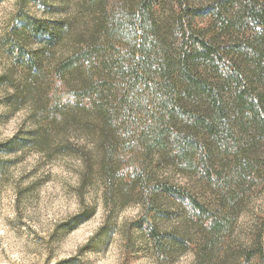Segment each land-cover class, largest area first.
Wrapping results in <instances>:
<instances>
[{"label":"trees","instance_id":"1","mask_svg":"<svg viewBox=\"0 0 264 264\" xmlns=\"http://www.w3.org/2000/svg\"><path fill=\"white\" fill-rule=\"evenodd\" d=\"M29 1L0 35V102L30 123L0 143V183L23 148L72 154L106 219L139 207L126 238L157 260L264 264V213L247 249L231 245L241 202L264 188V0H78L54 21Z\"/></svg>","mask_w":264,"mask_h":264},{"label":"rangeland","instance_id":"2","mask_svg":"<svg viewBox=\"0 0 264 264\" xmlns=\"http://www.w3.org/2000/svg\"><path fill=\"white\" fill-rule=\"evenodd\" d=\"M76 1L30 0L26 11L54 21L67 15ZM15 2L0 1V35L16 11ZM5 65L0 58V72ZM29 128L24 110L8 112L0 102V143ZM81 135L77 133L74 140L86 146ZM5 159L11 164L0 183V264H60L68 259L78 264H194L192 252L159 261L138 234L132 232L126 238V228L138 217L139 207H115L106 219L98 185L80 182L83 165L77 156L37 154L23 148ZM170 174L176 183L192 188V180ZM91 208L95 209L93 215ZM262 213L264 188L249 193L241 202L231 235L233 247L240 251L248 248L256 217ZM177 220L174 216L163 223L170 230L178 226Z\"/></svg>","mask_w":264,"mask_h":264}]
</instances>
